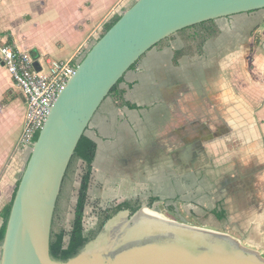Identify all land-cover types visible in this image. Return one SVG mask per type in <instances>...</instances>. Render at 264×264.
<instances>
[{"label": "crops", "instance_id": "obj_1", "mask_svg": "<svg viewBox=\"0 0 264 264\" xmlns=\"http://www.w3.org/2000/svg\"><path fill=\"white\" fill-rule=\"evenodd\" d=\"M134 2L0 0V44L46 71ZM215 24L199 55L174 37L123 76L120 103L102 102L84 133L96 145L84 214L95 224L99 209L152 197L209 213L264 255V10ZM25 109L0 61V229L29 156L18 144Z\"/></svg>", "mask_w": 264, "mask_h": 264}, {"label": "water", "instance_id": "obj_2", "mask_svg": "<svg viewBox=\"0 0 264 264\" xmlns=\"http://www.w3.org/2000/svg\"><path fill=\"white\" fill-rule=\"evenodd\" d=\"M264 10V0H135L86 53L58 95L19 178L0 264H264L234 237L165 218L143 206L122 210L73 258L49 253L52 216L68 164L110 90L156 44L177 32ZM83 163L69 214L73 221Z\"/></svg>", "mask_w": 264, "mask_h": 264}, {"label": "trees", "instance_id": "obj_3", "mask_svg": "<svg viewBox=\"0 0 264 264\" xmlns=\"http://www.w3.org/2000/svg\"><path fill=\"white\" fill-rule=\"evenodd\" d=\"M119 18L120 16L112 19L105 26L99 38H101L118 21ZM215 30V21H207L177 32V34L172 35L156 44L155 48L166 47L174 37H178L183 44V49L180 53L188 56H197L201 53V48L204 43L213 35ZM119 85L120 81L110 90L108 98H112L114 101L120 103L123 91L119 88ZM37 137L38 135L35 137V140ZM95 154V143L83 135L80 138L75 152L68 164L52 216L49 237V253L55 260L67 261L76 256L89 241L93 240L101 232L104 224L120 211L128 210L129 212L134 213L143 206L151 208L157 202V199L149 197L146 199L125 200L104 209H99L96 213V222L94 226L91 229L86 230L84 227V211L87 205V191ZM80 162L83 163V167L80 182L78 184L79 191L75 201V214L74 219L71 222V227L67 230V216L71 206L73 193L75 191L77 171ZM12 201L5 208L3 213L4 222L0 229V244L5 234L6 223L10 213ZM166 210L167 213L173 217V219L180 221L173 207L168 206L166 207Z\"/></svg>", "mask_w": 264, "mask_h": 264}, {"label": "built area", "instance_id": "obj_4", "mask_svg": "<svg viewBox=\"0 0 264 264\" xmlns=\"http://www.w3.org/2000/svg\"><path fill=\"white\" fill-rule=\"evenodd\" d=\"M98 39L93 42L88 39L66 61L47 60L46 71L36 70L26 51H20L11 44H0V61L26 104L19 147L30 152L58 95Z\"/></svg>", "mask_w": 264, "mask_h": 264}, {"label": "rangeland", "instance_id": "obj_5", "mask_svg": "<svg viewBox=\"0 0 264 264\" xmlns=\"http://www.w3.org/2000/svg\"><path fill=\"white\" fill-rule=\"evenodd\" d=\"M73 199H74V193H73V198L71 200V204L73 202ZM156 207L165 218L170 219V220H175V219H173V217L171 215H169L167 213L166 207L164 205H156ZM177 215H178V218L180 220L177 222L185 223V224L193 226V227L205 228V229H208L211 231L228 234V235L234 237L235 239H237L239 241H243L240 236H237V234L235 233L234 230H230L229 228H220L221 225L218 223H215V220H214L215 218L212 215H210L209 213L205 214L204 217H202L201 213L196 214V213H186V212L181 213V212H179V213H177ZM71 222H72L71 214L68 213L67 224H66L67 230L70 229ZM93 226H94L93 216L90 213V214L86 215V217H85L84 227L86 230H89ZM244 245L247 247H250V248L255 247V246H249L246 244H244Z\"/></svg>", "mask_w": 264, "mask_h": 264}]
</instances>
